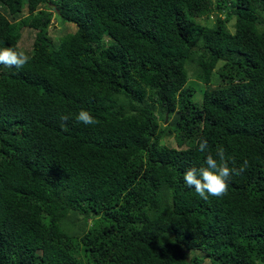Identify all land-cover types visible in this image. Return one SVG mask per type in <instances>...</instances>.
<instances>
[{
  "label": "trees",
  "instance_id": "obj_1",
  "mask_svg": "<svg viewBox=\"0 0 264 264\" xmlns=\"http://www.w3.org/2000/svg\"><path fill=\"white\" fill-rule=\"evenodd\" d=\"M0 8V48L34 31L0 65V264H264V0ZM201 138L248 161L222 197L184 182Z\"/></svg>",
  "mask_w": 264,
  "mask_h": 264
},
{
  "label": "clouds",
  "instance_id": "obj_2",
  "mask_svg": "<svg viewBox=\"0 0 264 264\" xmlns=\"http://www.w3.org/2000/svg\"><path fill=\"white\" fill-rule=\"evenodd\" d=\"M16 15H12L14 18ZM14 16V17H13ZM8 18V17H6ZM31 57L24 50H17L12 47L0 48V65L5 67L23 68L29 63ZM69 115H61V121H68ZM166 119V117H164ZM79 123L86 126H95L98 119L88 110L81 109L75 116ZM65 125L62 124V127ZM198 150L207 153L204 165L200 167H190L184 172V182L187 186L195 189V193L202 199L207 200L209 196L222 197L227 194L228 181L233 175H241L248 167V161L244 160L240 167H236L234 158H226L225 149L218 148L215 157L208 152V141L201 138ZM231 165L230 166V163Z\"/></svg>",
  "mask_w": 264,
  "mask_h": 264
},
{
  "label": "rangeland",
  "instance_id": "obj_3",
  "mask_svg": "<svg viewBox=\"0 0 264 264\" xmlns=\"http://www.w3.org/2000/svg\"><path fill=\"white\" fill-rule=\"evenodd\" d=\"M45 5H43L42 7L44 8ZM1 9V8H0ZM4 12V15L6 17H8L10 20H13V21H17L19 19V15H16L14 18H10L9 15L7 14V12L5 10H3ZM56 18V17H55ZM53 21H55V24H58V21L54 20V18L52 19ZM263 22H264V18H263ZM71 24V23H70ZM33 30L27 28V27H21L20 29V37H19V40L17 42V45L18 47L21 49V50H24L25 52H27L30 47H31V42H32V38H33ZM190 82H194L195 84H199L198 81H196L194 78H189ZM200 85V84H199ZM195 92L193 94V98L192 100L194 102H198L199 99H200V94H199V87H195ZM166 144L168 146H175V142L174 140L169 137L167 140H166ZM77 244V248H79V244L76 242ZM77 257L81 258V254H78ZM83 261V260H81ZM202 264H209L207 260H204L202 262Z\"/></svg>",
  "mask_w": 264,
  "mask_h": 264
},
{
  "label": "water",
  "instance_id": "obj_4",
  "mask_svg": "<svg viewBox=\"0 0 264 264\" xmlns=\"http://www.w3.org/2000/svg\"><path fill=\"white\" fill-rule=\"evenodd\" d=\"M164 122H165V118H164Z\"/></svg>",
  "mask_w": 264,
  "mask_h": 264
}]
</instances>
